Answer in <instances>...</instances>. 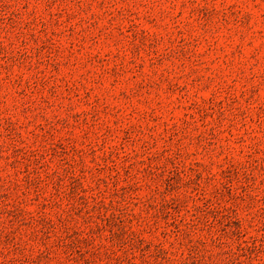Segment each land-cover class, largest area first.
<instances>
[{"label": "rangeland", "instance_id": "obj_1", "mask_svg": "<svg viewBox=\"0 0 264 264\" xmlns=\"http://www.w3.org/2000/svg\"><path fill=\"white\" fill-rule=\"evenodd\" d=\"M0 264H264V0H0Z\"/></svg>", "mask_w": 264, "mask_h": 264}]
</instances>
